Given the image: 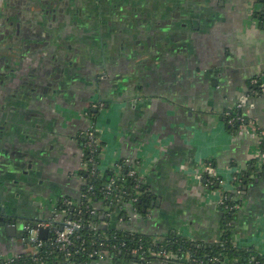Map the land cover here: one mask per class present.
<instances>
[{
	"label": "crops",
	"instance_id": "1",
	"mask_svg": "<svg viewBox=\"0 0 264 264\" xmlns=\"http://www.w3.org/2000/svg\"><path fill=\"white\" fill-rule=\"evenodd\" d=\"M102 5L113 29L111 43L117 45V54L107 61L89 49L64 57L41 49L44 60L63 66L46 70L35 52L24 54L26 46L34 48L28 36L23 37L27 44L15 45L13 60L0 61V76L8 83L0 86V218L18 224L8 229L0 222V260L30 250L27 222L51 220L58 200L79 198L78 137L93 125L105 144L101 169L139 161L140 177L160 200L145 217H130L120 226L215 244L226 218L221 201L238 184L240 190L232 194L239 196L230 221L233 243L264 255V176L234 183L252 162L263 164L264 25L252 14L264 15V0H109ZM85 7L81 15H88ZM10 61L18 73L21 66L29 72L10 74ZM41 80L49 84L43 87ZM240 103L248 126L230 130L227 113ZM97 104L102 106L93 111L98 112L94 123L87 110ZM208 165L224 182L215 192L201 179ZM149 264L185 263L154 259Z\"/></svg>",
	"mask_w": 264,
	"mask_h": 264
},
{
	"label": "trees",
	"instance_id": "2",
	"mask_svg": "<svg viewBox=\"0 0 264 264\" xmlns=\"http://www.w3.org/2000/svg\"><path fill=\"white\" fill-rule=\"evenodd\" d=\"M254 21L264 25V15L259 12L252 14ZM258 93V91H256ZM89 110L92 121L96 123L98 112ZM238 111V110H237ZM230 116H226V125L230 130H237L238 126L228 123ZM96 138H100L98 132ZM79 146L83 153L81 168L78 170V177L82 180L80 196L78 199L63 197L56 203L55 216H63L67 211V217L75 221H80L83 225L76 235V248L82 250L75 253L68 260L64 253L60 251L52 241L53 234H48L42 241V247L39 249L41 261L35 263L32 259L31 251L21 254L12 264H91L96 262V258H88L89 253L93 251H107L111 260L121 264L127 261H135L139 264H149L157 259L156 255L165 253L170 256V263L185 264H264V255L260 254L253 247L239 248L233 243V229L230 221L235 213L236 206L239 202L234 200L232 193L224 195L221 201V208L225 211L224 231L221 240L215 244L206 242H193L184 237L177 235L175 232H169L164 236L155 237L145 233H138L123 228L119 224L122 221H130L131 212L136 211L145 217L150 206L148 198L149 188L146 182L140 177H130L129 171L135 163L126 164L125 160L119 163L122 165L120 178L116 175L113 167L104 171L99 170L96 176H91V166L89 159L94 158L98 166L102 165L101 153L103 152L104 142H100L93 148L85 147L87 138L79 135ZM261 152L264 153V137L261 142ZM91 150H94V152ZM257 161L251 163L250 168L239 173L234 183L249 182L252 175L257 177L264 176V163L260 166ZM207 177V178H206ZM206 184L214 188L217 182L216 178L205 176ZM115 180L112 185L113 191L107 192V186ZM139 187H136V186ZM90 188H92L90 190ZM114 188L116 190H114ZM70 203V204H68ZM94 210L95 215L90 214ZM54 216V217H55ZM104 223V224H103ZM141 245L143 251L137 256L131 253V249ZM115 246V249L111 247ZM33 248V245L30 246ZM74 253V250H73ZM143 257V262L140 261ZM190 257V261L186 258ZM209 258H216L217 261L210 262ZM195 260V262H193ZM0 264L7 262L0 260Z\"/></svg>",
	"mask_w": 264,
	"mask_h": 264
},
{
	"label": "flooded vegetation",
	"instance_id": "3",
	"mask_svg": "<svg viewBox=\"0 0 264 264\" xmlns=\"http://www.w3.org/2000/svg\"><path fill=\"white\" fill-rule=\"evenodd\" d=\"M0 1V33L3 32V34H0V61L4 59V57L13 60L17 50L15 45L22 43L21 46H23L27 44L23 38L25 36L31 38V46L34 45V48H32V51H28L26 50V46L24 54L28 55L30 52H35L40 68H45L46 70L50 68L53 71L63 66L61 62H56V64L51 65L52 62L44 60L45 58L41 55L42 52H40L41 49H47L49 50V55L52 53L57 57H64L68 54L71 55L73 52L78 55L85 54L87 49H89V52H92L94 56H100L106 61L109 58L108 55L113 57V55L117 54V45L114 43L113 46L111 43L113 29L111 28L110 21L107 23L104 19V12L102 11V4L109 0ZM84 6L89 10L88 15H81L80 13ZM98 16L100 19H98ZM80 19L82 21L78 23ZM28 23H30L29 26H27ZM107 39L110 40V43ZM39 40L43 43L36 44ZM94 56L93 58H95ZM115 59L116 58H113V60ZM25 62H27V60ZM6 68L9 69L10 74L14 72V74L19 75L22 70H24V72H29L27 67L21 66V70L18 73L17 70L19 71V69H17L11 61L6 65ZM7 78L8 77H6V79ZM9 80H14L13 82H15V78H10ZM1 81L3 83H1ZM41 83L45 84L43 87L49 84L46 80H41L40 84ZM7 84L8 83H5L0 76V86H7ZM24 85L30 88L29 86L31 84L29 85V83L25 81ZM37 87L38 84L35 85V88ZM101 106V104L91 105L88 109L93 111L96 109L99 111V107ZM12 108L13 107L8 108L10 113ZM87 114H90L89 110H87ZM86 131H82L80 135L86 137ZM31 223L33 222H27L25 226L27 227ZM28 246L30 249L29 251H31L32 248L29 242Z\"/></svg>",
	"mask_w": 264,
	"mask_h": 264
},
{
	"label": "built area",
	"instance_id": "4",
	"mask_svg": "<svg viewBox=\"0 0 264 264\" xmlns=\"http://www.w3.org/2000/svg\"><path fill=\"white\" fill-rule=\"evenodd\" d=\"M257 22V21H256ZM264 86L262 85V88ZM244 107L243 103L238 104L236 109H231L228 111L227 115L230 116V119L228 123L232 126L236 125L238 126L241 130H245L248 126V118L245 114H242L240 110H242ZM238 110V111H237ZM253 131H255L254 126H251ZM97 132L95 126H91L88 128V130L85 132L87 142L85 143V147H89L90 149L93 148L94 146L98 145L101 140L100 138H96L95 133ZM94 152V150H91V152ZM102 155V153H101ZM83 156V153H82ZM260 160L262 163H264V153L259 154ZM90 163L92 164L91 166V171L90 174L91 176H96L99 170L101 169V166H98L97 161L94 158L89 159ZM126 164H130V160L126 159L125 162ZM138 164L139 162H136L134 166L130 168L129 171V176L130 177H137L140 176L139 171H138ZM207 169L212 172V168L208 165ZM114 170L116 171V175L118 178L121 176L122 172V165L120 163L116 164L114 166ZM103 171V170H102ZM81 179V178H80ZM115 183V180H112L111 183L107 186V192L111 193L113 191L112 185ZM136 187H139L138 185ZM92 188H90L91 190ZM114 190H116L114 188ZM70 204V203H68ZM56 212V208H54V214ZM67 211L64 212L63 216L61 215H56L53 219L51 220H37L34 221L33 223L29 224L26 227L27 230V241L33 245V248L31 249V254H32V259L35 263H39L41 261V256H39V249L42 247V239L40 238V232L43 229L47 230V235L48 234H53L52 241L53 244L64 253V256L68 260L73 256L75 253H80L82 250H75L76 248V243L75 239L78 238L76 233L82 229L83 225L80 221H75L72 220L71 218L67 217ZM90 214L95 215V211L91 210ZM130 217L132 218H142V215L137 213L136 211L131 212ZM104 224V223H103ZM159 238V237H158ZM41 239V240H40ZM160 239H164V236H161ZM112 249H115V246L111 247ZM74 250V253H73ZM141 251H143V247L141 245H138L137 247L131 249V253L134 256H137ZM144 252V251H143ZM145 253V252H144ZM20 256V255H19ZM19 256H16L15 258L5 260L7 264H12L15 262L16 259H18ZM157 260H163V261H170L169 259L171 258L170 256H167L164 252L161 254L156 255ZM88 258H96L97 261H102V260H111V257L107 251H93L89 253ZM190 257L186 258V261H190ZM141 262H143V257L140 259ZM210 262H215L217 261L216 258H209ZM195 262V260L193 261ZM86 262L80 263V264H85ZM202 264V262H200Z\"/></svg>",
	"mask_w": 264,
	"mask_h": 264
},
{
	"label": "water",
	"instance_id": "5",
	"mask_svg": "<svg viewBox=\"0 0 264 264\" xmlns=\"http://www.w3.org/2000/svg\"><path fill=\"white\" fill-rule=\"evenodd\" d=\"M137 162H139V161H137ZM202 176H211V177H213V178H216L215 176H214V174H213V169H212V172L210 171V170H208V169H204V173L202 174ZM204 177H202L201 179H202V181L204 182V184H206V180L204 179ZM253 177V176H252ZM207 178V177H206ZM254 178V177H253ZM217 180V182H216V184H215V187L214 188H212L211 190H212V192L214 191H218L220 188H222V185H223V183L224 182H222V180H220L219 178L218 179H216ZM240 182H242V181H240ZM206 186L208 187V185L206 184ZM240 190V186L238 185V184H234L233 185V189L231 190V188H230V190H229V192L230 193H232L233 195H236V192L237 191H239ZM149 191V194H148V198H150L151 199V203H150V207L151 208H154L155 206H158L159 205V202H160V200L158 199L157 200V198L156 197H154V196H152V192H150V189L148 190ZM227 192H228V190H227ZM223 196V195H222ZM234 200L235 201H237V202H239V196H237V198H234ZM241 202V201H240ZM239 208V206L237 205L236 206V209H235V211L237 210ZM0 222L1 223H3V224H5L6 225V227L8 228V229H16L17 228V221H16V219H13V218H9V217H7V216H4V217H1L0 218ZM11 225H13V226H11ZM230 225H232V228H233V226H234V224L231 222V224ZM236 231H234V229H233V237L235 238V235H236V233H235ZM46 236H47V230L46 229H43V230H41V232H40V238L41 239H45L46 238Z\"/></svg>",
	"mask_w": 264,
	"mask_h": 264
}]
</instances>
